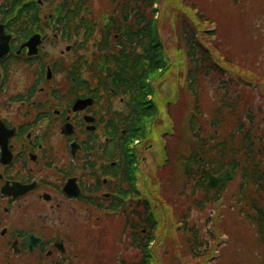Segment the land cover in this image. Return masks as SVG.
Instances as JSON below:
<instances>
[{
  "label": "flooded vegetation",
  "instance_id": "flooded-vegetation-1",
  "mask_svg": "<svg viewBox=\"0 0 264 264\" xmlns=\"http://www.w3.org/2000/svg\"><path fill=\"white\" fill-rule=\"evenodd\" d=\"M71 11L0 0V264H114L97 235L132 204L135 114L74 54Z\"/></svg>",
  "mask_w": 264,
  "mask_h": 264
},
{
  "label": "trees",
  "instance_id": "trees-1",
  "mask_svg": "<svg viewBox=\"0 0 264 264\" xmlns=\"http://www.w3.org/2000/svg\"><path fill=\"white\" fill-rule=\"evenodd\" d=\"M163 4L168 9L170 21L176 14L180 13L184 16L175 41L179 50L183 45L191 64L189 93L193 97L191 107L193 114L188 125L194 143L190 148V155L179 161H185L184 176L187 185H192L194 181L192 197L196 195L197 189L202 192V199L197 202V206L200 211H203L208 204H214L221 200L227 187L224 185L218 191H210L207 188L206 179L200 174L199 166L209 167L215 174H219L228 168L232 169L241 181L238 203H243L250 209L251 212H247V219L255 225L258 240L264 245V106L256 104L253 107L256 98L249 89L244 88L245 94L243 96L233 97L231 95L232 81L236 79L233 78L234 75L246 73L252 80L263 82V79L247 67L238 64L241 62H238L232 53L221 52L223 57L221 67L215 62L213 49L220 50L221 45L210 46L208 41L212 34L207 32L208 27L214 21L209 20L201 13L198 17L194 16L193 13L198 8L192 2L182 3V0H123L120 6L130 9L125 13L136 17L135 28L129 26L123 38L128 40L129 44H136L137 48H142L145 51L151 50L146 58L136 54L134 61H129L125 56L124 58L121 57L120 63L118 62V76L121 83H123L124 78L129 79L130 76L134 78L136 99L141 98L142 105L145 106L141 116L155 120L159 113V107L157 103L148 101V97L155 96L157 91L153 84L147 81L163 80L167 77L172 66L165 46L161 42L158 27V14L160 12L159 8L156 7ZM131 9L133 10L131 11ZM146 9L151 11L150 18L140 19V16H145ZM179 55L182 67L181 52ZM130 62L134 64L132 70L127 68ZM227 73L232 75L229 81L225 78ZM211 74H216L219 78V85L215 90L216 100L219 103L210 111L211 119L207 123L201 95L205 80ZM249 104L250 109L246 114V119L243 120L239 109L248 107ZM178 108L185 115L191 110L185 95L178 104ZM207 111L209 112L208 109ZM147 119L138 126L137 139L145 137L150 132ZM229 119H234L236 122L233 129L228 125ZM227 127L231 131L226 134L224 130ZM151 128L153 133V127ZM168 171L170 173L175 172L170 166ZM196 180L197 183L195 184ZM247 190L252 191V193L248 195ZM182 217L187 219L185 214ZM170 239H172L171 236ZM181 239L184 241L185 247L190 250L193 258L206 259L210 257V243L203 239L194 227L186 228L185 236ZM210 240L213 241L214 237L211 236ZM174 242L173 245L176 249V239Z\"/></svg>",
  "mask_w": 264,
  "mask_h": 264
},
{
  "label": "rangeland",
  "instance_id": "rangeland-1",
  "mask_svg": "<svg viewBox=\"0 0 264 264\" xmlns=\"http://www.w3.org/2000/svg\"><path fill=\"white\" fill-rule=\"evenodd\" d=\"M196 4L202 13L206 15L209 20H213L214 24L217 25L218 30L215 33V36L218 37L217 43L220 44V42L223 41L220 51L234 54L237 61L241 62L238 64L247 67V69L255 72L263 79V82H261L252 80L245 75H234L235 77L233 78L236 79L233 81L234 83L232 82L231 95L233 97L237 95L243 96L245 94L243 91L244 88L249 89L251 94L256 97L253 107H255L256 104L264 106V0H196ZM183 19V16L178 17L176 25L179 26ZM168 23L171 25L170 20H168ZM170 36L171 32L169 31L163 38L166 42L172 44ZM217 61L221 65L222 61H219L218 57ZM178 71L179 70H175L173 73ZM172 77L173 74L170 75V78ZM230 77H232L230 73H227L225 76L228 81L231 79ZM218 85L219 81L217 76L205 80L202 105L204 111H206L207 123L211 119V115H209L210 111L219 103V101L216 100L217 94L215 93ZM185 87L181 89V92L185 90ZM163 91L167 92L165 89H163ZM187 99L191 106V98ZM249 109L250 104L248 107L239 109L240 116L243 120L246 119V114ZM190 116L191 113L186 115L181 130L182 134L185 136V144L190 143L187 130V123ZM235 123L234 119H229L228 125L233 129ZM163 128L164 127L158 128L155 134L160 135ZM164 131H167L166 128H164ZM230 131V128L227 127L224 133L227 134ZM166 141L172 149L176 145L178 146V141L175 138H166ZM156 146L157 149L160 148L161 142L156 140ZM181 146L180 151L184 153L186 147L183 146V144ZM156 154L154 149L147 152L148 157H154ZM149 166L150 165H148V167ZM155 170V175L157 176L159 174L158 172L161 171L158 165H156ZM178 173L180 174V172ZM180 177L181 176H178V178ZM180 180L181 183H184L182 179ZM176 185L174 179L171 182L168 180L164 181V193L168 188V196L164 195V197L178 198L179 190H182V188L176 187ZM239 190L240 181L239 178H237L236 181L227 184L225 195L221 199V203L206 206L204 212L192 206V202L189 203L191 206L189 227H193V225L196 226L203 239H209L211 237V232L216 233L218 237L216 250L219 251L218 254L220 258L211 259V261L207 260L205 264H264V247L257 243L256 227L247 219V214L251 212L250 209L246 207L245 204L238 203L240 199ZM188 193L191 194V188L188 189ZM196 195V199L200 200L202 193L198 191ZM172 204L174 203L172 202ZM173 209L174 213L178 215V206H175ZM224 234L231 237V240L228 239L227 243H225V239L222 238ZM155 246L156 253H160V255L164 254L165 257L167 256L165 264L182 263L179 258L177 262L171 257L172 253L168 251L169 248L167 245L157 244ZM185 256H187V254H185ZM187 258H189V255ZM169 259L171 263H169Z\"/></svg>",
  "mask_w": 264,
  "mask_h": 264
},
{
  "label": "water",
  "instance_id": "water-1",
  "mask_svg": "<svg viewBox=\"0 0 264 264\" xmlns=\"http://www.w3.org/2000/svg\"><path fill=\"white\" fill-rule=\"evenodd\" d=\"M203 174L209 178L208 186L211 189L219 187L224 182L234 180V175L231 170L222 173L218 177H214L210 171H203Z\"/></svg>",
  "mask_w": 264,
  "mask_h": 264
}]
</instances>
